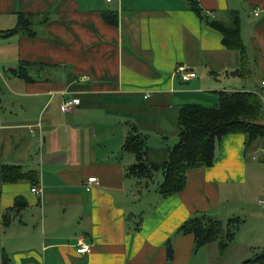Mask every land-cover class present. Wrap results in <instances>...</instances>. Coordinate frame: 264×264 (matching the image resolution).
I'll return each instance as SVG.
<instances>
[{
    "label": "crops",
    "instance_id": "crops-1",
    "mask_svg": "<svg viewBox=\"0 0 264 264\" xmlns=\"http://www.w3.org/2000/svg\"><path fill=\"white\" fill-rule=\"evenodd\" d=\"M190 2L217 20L238 12L253 79L233 74L240 54L223 46ZM106 11L117 13L116 26L103 20ZM19 14L34 15V36L6 34ZM179 66L197 77L183 82ZM23 68L30 81L19 76ZM263 80L264 0H0V264H244L258 257L264 156L251 150H264L261 140L248 154L243 134L225 136L213 165L190 171L185 189L166 199L157 192L161 173L148 184L126 176L135 158L123 145L136 131L146 138L147 161L163 163L177 142L181 107L215 109L220 92L263 93ZM73 98L79 105L63 113ZM3 166H20L36 182L4 183ZM90 178L97 183L88 185ZM16 198L25 206L14 212ZM203 213L222 223L244 217L224 252L217 243L195 251L191 235L176 234Z\"/></svg>",
    "mask_w": 264,
    "mask_h": 264
},
{
    "label": "trees",
    "instance_id": "trees-1",
    "mask_svg": "<svg viewBox=\"0 0 264 264\" xmlns=\"http://www.w3.org/2000/svg\"><path fill=\"white\" fill-rule=\"evenodd\" d=\"M188 6L211 29L222 35V44L227 50L237 51L240 54V70L233 74H238L244 80L253 79L252 61L241 38V21L238 12L229 10L225 19L217 20L205 15L197 3L190 2ZM33 16L19 14L17 27L6 34L25 32L34 36L33 30H29L28 27ZM102 17L105 23L117 25V13L106 11ZM25 71V68L19 70V76L30 81ZM258 94L263 95L264 92L247 90L220 92L218 107L215 109H206L197 105L181 107L176 123L177 142L172 147H168L167 158L160 164L147 161L146 138L133 131L123 145V151L133 154L135 158L134 164L126 169V176L148 184L153 181L157 173H161L163 179L157 187V192L166 199L185 189L187 174L190 171L213 165L217 147L225 136L243 134L247 149L260 140L264 147V103ZM1 171L4 183L22 180L36 182L34 174L22 173L20 166H3ZM24 206L25 202L21 198H16L15 208L11 210L17 212ZM8 212L10 210L5 212L3 219L8 217ZM234 221L231 219L227 223H222L204 214H198L186 221L176 234L191 235L195 251L206 244L217 243L219 250L224 252L233 241L238 227ZM166 257L172 259L171 247L166 249ZM244 264H264V249L258 257Z\"/></svg>",
    "mask_w": 264,
    "mask_h": 264
},
{
    "label": "built area",
    "instance_id": "built-area-1",
    "mask_svg": "<svg viewBox=\"0 0 264 264\" xmlns=\"http://www.w3.org/2000/svg\"><path fill=\"white\" fill-rule=\"evenodd\" d=\"M107 3H112L113 0H105ZM175 74L176 75H179L181 80L183 82H187L191 79H195L197 77V75L193 72H188L184 67H178L176 70H175ZM261 85L264 87V81L261 82ZM260 97H261V100L263 101L264 103V94L263 95H260L258 94ZM79 105V100L76 99V98H73V99H70V100H66L63 105H62V112L63 113H71L75 107H77ZM92 183H97V179L96 178H90L88 179L87 181V184L88 185H91ZM87 190H89L88 187H86ZM31 192L32 193H35V194H39L41 192V189L38 188V187H33L31 189ZM85 250L87 249H81L79 250V252H84Z\"/></svg>",
    "mask_w": 264,
    "mask_h": 264
},
{
    "label": "rangeland",
    "instance_id": "rangeland-1",
    "mask_svg": "<svg viewBox=\"0 0 264 264\" xmlns=\"http://www.w3.org/2000/svg\"><path fill=\"white\" fill-rule=\"evenodd\" d=\"M251 74H254V73H251ZM254 79H255V81L258 83L259 77H256V78H254ZM243 80H244V79H243ZM248 80H249V78L246 79L245 82L248 81ZM253 82H254V81H253ZM258 142H260V141H257V143H258ZM256 147H257L258 149L260 148L259 145H257ZM251 149H252V148H250L249 150H247V151H248V152H247L248 154H251V153H250V150H251ZM256 151H257V152H256ZM256 151H255V150H253V151L251 150V152L254 153V155H253L254 157H256V156H257V157H261L262 155L264 156V150H262V151L256 150ZM257 157H256V158H257ZM257 159H258V158H257ZM158 176H161V175H158ZM161 178H162V177H161ZM261 188H262V187H261ZM203 214H204V213H203ZM200 215H201V214H200ZM204 215H207V214H204ZM207 216H208V215H207ZM243 218H244V217H242V216H235V218L233 219V220H235V221H234V222L236 223L235 225H237L241 220H243ZM250 227H251V222H250L249 226H245L244 228L241 226V228H242V229H241V233H242V234H244V233H248V234H249V233L251 232V230H250L251 228H250ZM244 236H247V235H244Z\"/></svg>",
    "mask_w": 264,
    "mask_h": 264
}]
</instances>
